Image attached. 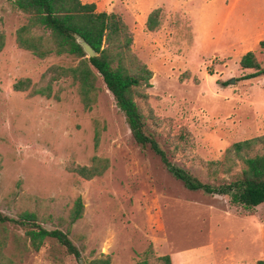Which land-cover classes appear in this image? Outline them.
<instances>
[{
  "label": "rangeland",
  "instance_id": "rangeland-1",
  "mask_svg": "<svg viewBox=\"0 0 264 264\" xmlns=\"http://www.w3.org/2000/svg\"><path fill=\"white\" fill-rule=\"evenodd\" d=\"M82 1L128 24L133 52L153 71L149 98L138 101L173 163L206 181L207 161L223 159L236 141L264 135V74L243 78L253 70L240 66L249 50L264 65V0ZM156 8L160 25L150 31L146 21ZM25 22L23 12L0 0V211L18 217L26 207L38 209L37 199L25 201L33 195L43 200L40 214L52 215L43 224L65 229L60 218L81 196L84 216L70 236L82 259L54 239L35 251L25 229L12 223L6 254L17 264H89L102 254L111 264H138L149 251L148 264H161L165 254L176 264L264 262V203L246 208L227 195L187 188L135 141L101 76L92 110L69 80L55 84L60 99L14 89L21 78L41 85L51 65L78 61L40 59L18 47L15 32ZM94 155L110 159L104 175L86 180L73 171Z\"/></svg>",
  "mask_w": 264,
  "mask_h": 264
},
{
  "label": "trees",
  "instance_id": "trees-1",
  "mask_svg": "<svg viewBox=\"0 0 264 264\" xmlns=\"http://www.w3.org/2000/svg\"><path fill=\"white\" fill-rule=\"evenodd\" d=\"M13 7L26 15V22L15 32L18 47L28 50L40 59L51 55H67L77 59L71 65L53 64L42 75L43 83L33 85L30 78H21L14 83L16 91L30 88L32 95L60 99V90L55 84L69 80L76 87L84 109L92 110L97 104L100 87L99 76L112 92L116 104L124 114L135 141L155 152L165 167L191 190H203L211 195H227L233 205L246 208L264 203V135L236 141L225 151L221 160L206 162L207 180L203 181L189 171L176 165L150 131L148 117L138 99L147 101V89L152 87L153 71L132 50L133 33L121 15L115 12L98 11L95 2L82 0H9ZM161 9L152 10L147 18L148 30L154 31L160 25ZM1 26V25H0ZM76 35L82 36L98 52L87 57ZM264 48V41L260 42ZM5 46V32L0 28V51ZM242 69L253 70L243 78H255L264 74V65L253 50L247 51L240 60ZM97 123V121H96ZM101 130H95L96 146ZM111 165L110 159L94 155L91 163L74 167L73 171L86 180L105 174ZM37 199L38 209L24 208L18 217H11L0 211V264H17L9 257L5 248L8 242L7 224L25 229L30 246L38 251L47 239H54L67 253L82 259V249L70 236L73 225L84 216L85 204L77 197L67 218L61 217L65 229L49 228L43 223L52 220V215L39 211L43 200L26 196V203ZM138 264H148L149 256ZM161 264H172L169 254L158 257ZM89 264H111V256L102 254ZM257 264H264L258 261Z\"/></svg>",
  "mask_w": 264,
  "mask_h": 264
},
{
  "label": "water",
  "instance_id": "water-1",
  "mask_svg": "<svg viewBox=\"0 0 264 264\" xmlns=\"http://www.w3.org/2000/svg\"><path fill=\"white\" fill-rule=\"evenodd\" d=\"M76 40L83 47L84 51L87 54V57H94L98 55V52L82 36L76 35Z\"/></svg>",
  "mask_w": 264,
  "mask_h": 264
},
{
  "label": "crops",
  "instance_id": "crops-1",
  "mask_svg": "<svg viewBox=\"0 0 264 264\" xmlns=\"http://www.w3.org/2000/svg\"><path fill=\"white\" fill-rule=\"evenodd\" d=\"M242 261H244V259L242 258ZM254 263V262H253ZM172 264H176L175 262H174V259L172 258ZM250 264H252V263H250Z\"/></svg>",
  "mask_w": 264,
  "mask_h": 264
}]
</instances>
